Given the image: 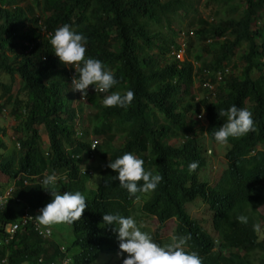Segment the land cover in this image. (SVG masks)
I'll use <instances>...</instances> for the list:
<instances>
[{
    "label": "trees",
    "instance_id": "trees-1",
    "mask_svg": "<svg viewBox=\"0 0 264 264\" xmlns=\"http://www.w3.org/2000/svg\"><path fill=\"white\" fill-rule=\"evenodd\" d=\"M206 5H213L208 11L210 20L199 16L192 0H0V76L9 78L0 81V114L10 107L15 137L14 146L5 153L8 147L0 127V191L18 178L16 194L40 209L51 194L42 190V184L22 186V180L68 170V183H60L56 191L79 190L87 197V179L78 177L69 156L87 147V126L82 138L75 137L67 71L63 67L61 75L53 73L57 59L52 46L48 41L37 42L39 25L53 33L68 23L87 37L86 56L100 59L114 72L118 84L112 90L131 89L135 94L126 109L103 106L101 101L109 93L87 92L85 96L86 106L93 110L89 120L100 122L92 131L103 138L110 162L132 152L143 159L147 170L162 176L156 189L135 194L146 195L143 210L160 223L175 217L178 237L190 235L184 246L196 251L202 264H264V215L259 211L264 204V0H206ZM218 5L228 13L222 18L217 17ZM181 10L186 30L198 41L213 39L205 44L213 52L198 46L183 61L174 56L170 60L173 49L180 50L175 38L181 32L183 21L177 16ZM242 45L239 73L225 76L216 98L204 104L206 125L197 128L195 75L199 78L201 70L207 69V79L214 81L216 70L229 65ZM189 47L187 41V52ZM16 77L20 86L14 94ZM247 98L255 130L228 138L226 169L220 180L210 184L206 172L210 156L202 141L214 143L213 131L226 120L218 113L233 104L240 106ZM40 125L49 141L45 151L37 143ZM119 133L123 140L113 149L110 143ZM255 143H261L262 149L247 158ZM213 147V156L220 155L221 149ZM194 160L198 167L189 173L187 165ZM107 165L96 181H90L93 196L85 197L87 206L71 225L73 240L67 250H78L72 253L75 264H89L100 251L115 249L110 239L115 233L102 224L101 214L125 215L134 198L120 187L115 171ZM197 198L210 207L211 231L193 220L185 208ZM18 215L10 205L0 209V238L3 225ZM239 216L246 220L239 221ZM60 255L51 241L41 240L30 226L0 248V259L5 257L6 264H37L40 256L47 262L59 261Z\"/></svg>",
    "mask_w": 264,
    "mask_h": 264
},
{
    "label": "clouds",
    "instance_id": "clouds-1",
    "mask_svg": "<svg viewBox=\"0 0 264 264\" xmlns=\"http://www.w3.org/2000/svg\"><path fill=\"white\" fill-rule=\"evenodd\" d=\"M243 7L244 5L240 3V8ZM38 30L41 37L37 42L48 41L52 46L53 53L56 55L57 61L52 66V72L61 75L60 70L63 67L67 71L65 76L70 80V108L75 111L73 119L75 123V137L82 138L84 136V127L87 126L88 131L85 137L87 147L80 152L71 153L70 155L68 154L77 168L78 177L87 179V181L84 182V190L86 191L87 197L79 190L63 191L60 193L56 191V188L59 187L60 183H68V170L58 173H43L41 175L33 176L30 179L22 180V186L42 184V190L46 194H51V200L39 209L30 205L25 198L16 194V191L20 188V182L18 178H16L8 187L0 191V209L6 205H10L19 211V215L15 220L3 225L2 229L4 235L0 238V248L1 246L9 244L16 234L23 231L26 226H30L37 237L41 240L48 239L51 241L61 254L59 261L53 259L52 261L47 262L42 256H40L36 258L37 264H75L74 260H72V250H67L73 240V226L71 225L73 222L81 218L82 212L87 206L85 197L88 199L93 196L94 186L91 187L90 181H96L99 172L102 171V168L108 163L107 166L116 173L114 179H118L120 187L125 189L129 195L134 196V198L131 204L127 207V210L125 209L126 214L128 215L120 214L119 212H104L101 214L102 224L105 226H111L112 232L115 233L110 238L113 241L115 249L113 251H100L96 255V258L89 264H94L101 253L116 254L119 250L120 252L118 255L125 253L127 255L113 260L111 264H202V258L198 253L194 250H187L184 246L186 241L190 239V235L178 237L175 217L160 223L155 215H149L143 210L142 207L146 195H143V197L135 195L138 192L149 193L156 189L159 182L163 179L162 176L158 172L154 173L147 170L144 167L143 159L137 157L132 152H124L110 162L111 153L102 147L103 138L99 135H95L92 131L93 125L98 126L100 122L89 120L93 110L86 106L85 95L87 92L96 94H100L101 92L109 93L105 95L101 101L103 106L126 109L134 100L135 94L133 90L128 89L124 92L112 90L114 86L118 84L114 72L111 71L100 59L86 56L87 37L83 33L76 31L70 24L64 23L57 27L53 33L42 24L39 25ZM181 32L179 33V36ZM190 33L192 35V32ZM220 40H224V37H221ZM206 41L207 43H210L214 40L209 38ZM242 46H240L238 50L236 49L234 56L230 59L232 67L234 66V58L240 53V48ZM180 51L181 49L178 51H174L173 49L171 53L176 59L183 61L184 59L182 60L178 56ZM244 51L245 46L243 48V52ZM242 54L243 53H241V55ZM241 55L237 56L241 62L239 69L243 65ZM194 68H198V65L195 62ZM222 68L223 70H216L217 72L213 76L214 81L207 79V69L201 70L198 81L200 82L202 80V83L200 82L201 85L196 86L195 89L193 88L194 102L199 105V112L195 114L197 128L204 127L207 123L204 104L211 103L216 98L217 88L223 83L222 81L226 78L225 76L230 73L237 74L234 70L233 72L230 71L229 65L223 66ZM196 92L202 95L199 99H196L194 96ZM75 98L78 99V105L71 106ZM218 115L226 117V120L219 128L213 131L212 138L215 142L210 143L206 138L202 141L206 149L207 146L210 147V150H206V156H210V162H213V160L221 155L217 154L214 157L211 147L217 146L220 149L222 146L225 147V151L222 155L224 161L223 166H221L218 175H215L212 179H207L210 184H214L218 179L220 180L226 169L227 161L224 158V155L227 152V146L230 145L228 138L245 136V134L255 130L254 113L250 109L248 98L245 99L240 106L233 104L226 110H221ZM199 122L202 124H199ZM122 140L123 134L119 133L114 137L110 146L113 149H116V143H119ZM11 144L14 146L13 140L11 141ZM99 147H101V149H99ZM17 148L18 147H16V149ZM261 149L262 144L255 143L250 148L249 153L245 156L249 158L251 155L255 154L257 150ZM66 151L68 153L70 150ZM187 167L189 173H192L196 171L198 162L195 160L191 161L188 163ZM199 172H205V170ZM94 184L96 185V182H94ZM197 199L199 200H195L194 202L200 201V203L206 207L207 212H209V216L206 220L209 224L207 225L204 221H198L192 217L191 218L198 221L203 226L205 225L206 229L209 230V225L211 223L210 207L205 204L201 198ZM191 204L192 203H188V205ZM186 206L187 204L185 205V208ZM135 211L140 212L143 215V218L141 214L134 216L133 213ZM145 216L154 218L158 223V229L154 230L146 227L144 224ZM173 219L175 220L173 231L170 233L168 232V234L166 233L165 235L160 234L159 229ZM237 219L244 222L246 217L239 216ZM61 223L72 227L71 239L67 241L52 236L50 225ZM52 250H54V248H52ZM77 252L78 250L75 254ZM6 263L7 261L5 257L0 259V264ZM28 264L31 263L28 262Z\"/></svg>",
    "mask_w": 264,
    "mask_h": 264
},
{
    "label": "rangeland",
    "instance_id": "rangeland-1",
    "mask_svg": "<svg viewBox=\"0 0 264 264\" xmlns=\"http://www.w3.org/2000/svg\"><path fill=\"white\" fill-rule=\"evenodd\" d=\"M192 2L194 3L195 7L197 8L198 13L200 14L199 16H201L202 18H207L208 20H210L208 18V11L210 10V8L213 5H206V0H192ZM218 8L220 10H218V9L216 10V13L219 12L217 17H220V18L224 17L227 13V11H225V6L222 8L219 6ZM177 16L179 18H181L180 19L181 21H183L180 24V28H181L182 32H181L179 37L175 38L176 41L179 43V46L181 49L178 56L180 59L183 60L190 53L194 54L192 52L195 51L198 48V46H200L202 48V46H204L207 43V41L206 40L198 41L197 39L194 38L193 35H191L190 29H188L189 30L188 32L186 31L187 27L185 26V23L187 22V20H185V11L184 10H181L177 14ZM173 25L176 26L177 23L175 22ZM195 26H197V25H195ZM183 30H184V32H183ZM187 41H190V47H189L190 52H187ZM258 41L260 42V40H258ZM208 44H210V43H208ZM243 48H244V46H242L240 48V53L238 55H241V53H243ZM206 50L208 52H213L211 46L209 48L206 46ZM237 56L234 58V61H233L234 66L232 67V62H231L229 64V68H230L231 72H233V70H234L236 73H239V71H240L239 67L241 66V62L237 58ZM172 57H173V54L170 53L169 54L170 60H172ZM189 58L191 60V57H189ZM8 80H9V78L7 76H0V81L7 82ZM193 84H194V86H193L194 89L196 86L201 85L200 82L198 81V78L196 75L194 77ZM19 86H20L19 85V78L16 77L15 81L13 82V86H12V91L14 94L17 93ZM74 94H75V92H74ZM194 96L196 99H199L202 95L198 94V92H196L194 94ZM77 105H78V99L75 98V100L72 102L71 106H77ZM5 108H6L5 111L0 114V127H2L4 129V136H2V137L5 140L6 145L8 147V149L6 150L5 153H8L10 151V147H12L11 141L15 137L13 135V133H14V131H13L14 130L13 118L11 117V115H9V108L10 107L7 106ZM199 124H202V123L199 122ZM38 132H39L38 144L42 150H46V148L48 147V139L46 136V132L44 131V128L42 126H40L38 128ZM0 135H2V134H0ZM211 149H212V151H215L214 147H211ZM207 150H210V147L207 146ZM224 151H225V147L222 146L221 150H220V152H221L220 157L213 160V162L209 161V163L207 165L208 166L207 167V171H208L207 174L209 176V179H212L215 175H218L220 173L221 166H223V163H224L223 158H222ZM196 200H199V199H196ZM193 202H191L192 203L191 205L187 204V206H186V209H187L188 213L190 214V216L192 218L198 220V221H206L208 216H209V212H207L206 207H204V205L202 203H200V201H197L194 203ZM259 211L261 212V214L264 215V205L259 208ZM139 214H141V213L138 211H135L133 213L134 216H137ZM141 216L143 218L142 214H141ZM262 221H264V220H262ZM144 224L146 225V227H148L150 229H154V230L158 229V223L154 218H149V217L145 216ZM50 226L52 229V236L54 238L59 237L63 241H67V240L71 239L72 227L68 226L67 224H63V223L54 224V225H50ZM174 226H175V220L174 219L170 220L165 226H163L162 228L159 229L160 234L165 235L166 233L168 234V232L169 233L172 232L174 229ZM76 251H77V249H73L72 253H74ZM119 252H120V250L116 254L101 253V254H99V256H98V258L94 264H111V262L113 260L119 259V258L127 255L126 253L118 255Z\"/></svg>",
    "mask_w": 264,
    "mask_h": 264
}]
</instances>
